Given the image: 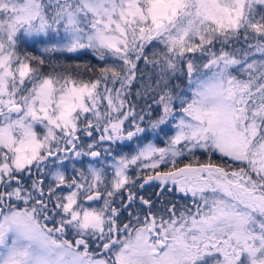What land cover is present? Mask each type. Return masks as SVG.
Wrapping results in <instances>:
<instances>
[{"label": "snow or ice", "instance_id": "1", "mask_svg": "<svg viewBox=\"0 0 264 264\" xmlns=\"http://www.w3.org/2000/svg\"><path fill=\"white\" fill-rule=\"evenodd\" d=\"M0 264H264V0H0Z\"/></svg>", "mask_w": 264, "mask_h": 264}, {"label": "trees", "instance_id": "2", "mask_svg": "<svg viewBox=\"0 0 264 264\" xmlns=\"http://www.w3.org/2000/svg\"><path fill=\"white\" fill-rule=\"evenodd\" d=\"M28 50L31 51V52H33L34 55H40L41 54L37 47H29ZM52 59L53 60H61V59H64V58L63 57H60V56H56L54 54L53 57H52ZM85 61L95 63V59L90 54L87 55V56L81 57L78 61H70V62L83 63ZM158 144H159V146H163V143H161L159 141H158ZM126 151H127V149H126ZM196 155L200 158L201 161H205V160L208 159V157L206 155L202 154L201 152H197ZM190 159L191 158L190 157H187V156L181 158L178 161V166H181L182 167L183 164L189 162ZM212 159L214 161H217L218 162L220 160L219 154L213 155ZM149 190L152 191L153 189H149ZM172 198L179 200L181 203H190V201H187V200L182 199L181 196H174Z\"/></svg>", "mask_w": 264, "mask_h": 264}]
</instances>
